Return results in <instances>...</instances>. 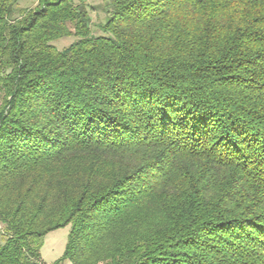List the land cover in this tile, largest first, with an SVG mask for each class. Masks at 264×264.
I'll use <instances>...</instances> for the list:
<instances>
[{"label":"trees","instance_id":"trees-1","mask_svg":"<svg viewBox=\"0 0 264 264\" xmlns=\"http://www.w3.org/2000/svg\"><path fill=\"white\" fill-rule=\"evenodd\" d=\"M0 0V264H264V0ZM76 39L57 49L53 42Z\"/></svg>","mask_w":264,"mask_h":264},{"label":"rangeland","instance_id":"rangeland-1","mask_svg":"<svg viewBox=\"0 0 264 264\" xmlns=\"http://www.w3.org/2000/svg\"><path fill=\"white\" fill-rule=\"evenodd\" d=\"M80 3L88 13L90 19L91 30L99 34L97 27L103 22L104 18L109 14L111 9L110 0H80ZM37 4V0H20L15 6L16 10L20 8H33ZM76 38L73 35L59 38L53 42L57 49H63L71 44ZM69 225L60 227L53 231L48 232L41 240L40 244V257L45 264L56 263L63 255L67 237L69 233ZM0 225V233H1ZM2 237L0 235V242ZM61 264H71L65 260Z\"/></svg>","mask_w":264,"mask_h":264}]
</instances>
